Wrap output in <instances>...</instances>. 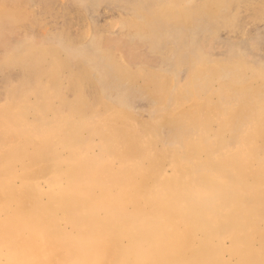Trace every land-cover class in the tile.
I'll list each match as a JSON object with an SVG mask.
<instances>
[{
    "label": "rangeland",
    "instance_id": "rangeland-1",
    "mask_svg": "<svg viewBox=\"0 0 264 264\" xmlns=\"http://www.w3.org/2000/svg\"><path fill=\"white\" fill-rule=\"evenodd\" d=\"M0 264H264V0H0Z\"/></svg>",
    "mask_w": 264,
    "mask_h": 264
}]
</instances>
